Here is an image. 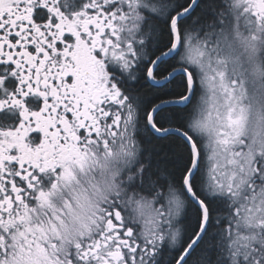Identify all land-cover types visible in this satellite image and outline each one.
<instances>
[{"label":"snow or ice","instance_id":"obj_1","mask_svg":"<svg viewBox=\"0 0 264 264\" xmlns=\"http://www.w3.org/2000/svg\"><path fill=\"white\" fill-rule=\"evenodd\" d=\"M0 264H264V0H0Z\"/></svg>","mask_w":264,"mask_h":264},{"label":"flooded vegetation","instance_id":"obj_2","mask_svg":"<svg viewBox=\"0 0 264 264\" xmlns=\"http://www.w3.org/2000/svg\"><path fill=\"white\" fill-rule=\"evenodd\" d=\"M14 121H15V117H9V118H8V122L11 123V122H14Z\"/></svg>","mask_w":264,"mask_h":264}]
</instances>
